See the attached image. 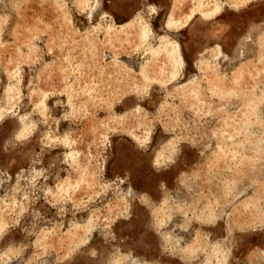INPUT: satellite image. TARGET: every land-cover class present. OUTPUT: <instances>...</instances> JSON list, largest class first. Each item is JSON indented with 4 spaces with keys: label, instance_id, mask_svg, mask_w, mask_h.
Returning a JSON list of instances; mask_svg holds the SVG:
<instances>
[{
    "label": "rangeland",
    "instance_id": "obj_1",
    "mask_svg": "<svg viewBox=\"0 0 264 264\" xmlns=\"http://www.w3.org/2000/svg\"><path fill=\"white\" fill-rule=\"evenodd\" d=\"M0 264H264V0H0Z\"/></svg>",
    "mask_w": 264,
    "mask_h": 264
}]
</instances>
